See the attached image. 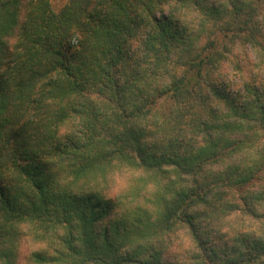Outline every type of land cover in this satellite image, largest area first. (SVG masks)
<instances>
[{
    "label": "trees",
    "instance_id": "trees-1",
    "mask_svg": "<svg viewBox=\"0 0 264 264\" xmlns=\"http://www.w3.org/2000/svg\"><path fill=\"white\" fill-rule=\"evenodd\" d=\"M157 11L163 15L145 0H70L59 11L52 0H0V67L5 69L0 72V235L21 247L28 233L53 250L33 252L28 264H138L146 254L152 264H167L164 252L153 247L169 236L168 221L154 226L150 209L136 204L147 186L128 188L135 225L125 219L122 231L109 222L105 202L112 158L150 137L170 138L168 162L157 170L168 182L161 191L176 192L169 212L179 213L181 222L207 217L197 208L201 205L222 210L223 218L239 212L240 222L229 227L233 230L257 224L259 216L247 204L241 211L229 198L237 185L260 178L236 165L221 179L209 167L228 148L242 151L252 138L235 123L222 124L213 129L220 135L206 150L198 145L204 137L211 139L209 129L182 122L203 99L199 85L205 69L219 60L225 63L214 95L238 120L247 119L248 103L234 86L247 77L248 89L259 95L254 77L264 71V48H245L244 29L223 28L194 53L185 32L160 27ZM149 18L159 29L156 35L145 31ZM168 18L180 23L171 13ZM71 27L84 37L76 44L65 34ZM140 35L148 38L134 43ZM237 45L243 50L233 52ZM194 174H203L202 179ZM101 237L97 247L94 241ZM120 246L129 247V253L113 259V249Z\"/></svg>",
    "mask_w": 264,
    "mask_h": 264
},
{
    "label": "clouds",
    "instance_id": "clouds-1",
    "mask_svg": "<svg viewBox=\"0 0 264 264\" xmlns=\"http://www.w3.org/2000/svg\"><path fill=\"white\" fill-rule=\"evenodd\" d=\"M145 2L149 7L155 6L164 10L163 15L160 11L156 12L157 16H161L160 27L185 32L187 37L185 43L191 45L194 53L214 39L212 33L223 28L233 30L242 28L244 29L243 37L249 39V44L245 45V48L256 45L260 46L254 48L256 51L264 48V0H195L194 3L188 0L187 4L177 3V0H145ZM186 11L191 19L185 15ZM170 13L180 21L179 24L168 18ZM145 31L156 35L159 29L151 23L149 18V27ZM65 34L73 44L84 38L75 27L66 30ZM147 38V36L140 35L135 37L133 42L139 44V41ZM242 50L237 45L233 52ZM224 55L228 56L227 53ZM261 56L264 57V52H261ZM229 59H231L230 56ZM223 63L225 61L219 60L205 69L204 79L199 85L203 99H199L184 116L182 126L192 121L202 123L207 127L208 136L211 139L204 137L203 143L198 145L206 150L210 149V145L220 135L213 129L222 124L235 123L244 136L252 138L251 143L242 151L237 152L228 148L216 161L211 162L209 167H212V171L221 179L228 177L229 169L236 165L243 169L245 174L252 173L260 178L259 183L252 180L248 184L237 185L238 191L232 192V197L235 199L229 198L230 202L240 205L241 211L244 209V204H247V210L259 216L257 224L240 231L233 230L224 226L222 210L215 211L201 205H197V208L202 212H207V217L200 220L189 217L188 223L181 222V218H178L179 213L169 212L176 201V192L174 189L167 193L161 191L168 182L161 180L157 166L161 165L162 161L168 162L170 138L165 139L159 136L150 137L146 141L137 140L134 145L128 146L122 152H117L107 169V174L112 179L105 192L114 193L110 196L106 195L105 198L111 213L109 222L114 223L115 228L120 231H122L121 223L125 219L128 220L130 226L135 225L132 206L129 202V189L127 186H122L120 180L116 178L125 173L140 174L139 186H147V190L156 193L152 208L157 210V214L151 215L150 222L155 226L166 219L169 235L176 233L179 229L189 241L184 244L176 240L169 248L170 251L181 253L178 257L179 264H264V71L259 77H254L258 96L248 89L247 85L251 81L247 77L240 82V85L234 86V90L240 92L247 101L249 109L246 113L248 118L238 120L229 106L217 100L213 92L214 89L218 90L221 84L218 77ZM4 71L5 69L0 67V72ZM202 175H195V178L201 180ZM237 178L234 175L229 177L233 181ZM253 184H256L255 188L252 187ZM161 195L164 197L163 204L160 201ZM239 214V212L233 213L237 216ZM245 218L251 219L250 217ZM206 224L210 225L211 230L205 227ZM97 235H100L99 232ZM107 237L109 244H112L113 232L109 231ZM224 241L227 243L224 244ZM102 243V237L94 241L97 247ZM224 248L228 249L226 253L223 251ZM129 251V247L125 246L114 248L113 259L123 257ZM27 255L28 253L20 247L17 241L0 235V264H26L24 257ZM141 261L143 264H152V257L150 254L141 255L138 264Z\"/></svg>",
    "mask_w": 264,
    "mask_h": 264
},
{
    "label": "rangeland",
    "instance_id": "rangeland-1",
    "mask_svg": "<svg viewBox=\"0 0 264 264\" xmlns=\"http://www.w3.org/2000/svg\"><path fill=\"white\" fill-rule=\"evenodd\" d=\"M70 0H52V4L53 7L56 11H59L63 8V6ZM25 15V9L22 11V17ZM15 41V37H13L10 40V43H13ZM137 177H139L138 173H125L123 176L121 177H117L116 179H119L121 182L122 186H127L132 187L135 184H137ZM112 177L109 176V180H111ZM114 193L112 192H105V196H110ZM142 195H144L143 199L139 198L137 199V206L138 207H143L146 209H150V214L154 215L157 214V210L152 208L153 205V200H154V192L152 190H147V188H145L142 191ZM224 221V226L225 227H230L232 225H236L240 222V217H238L237 215H233V216H228L226 218H223ZM244 225L246 227H249L248 222L244 223ZM176 240L181 241L182 243L186 244L188 243V239L184 236V234L178 230V232L173 233L172 235H169L167 237H163L158 239L155 242V246L153 248H156L158 250H162V252H164L165 257H163V260L165 261V263L167 264H179V255H181V253L175 252V251H170L169 248L171 245H173L175 243ZM32 240L31 236L26 233V235L24 236V238L21 241V248L28 253L29 256H31V254L33 252H47L49 254L53 253V250L51 248H48L44 245H38L37 243ZM152 250V249H151ZM163 254V256H164ZM27 255V256H28ZM24 258L26 264H28V260L26 259V257ZM169 262V263H168Z\"/></svg>",
    "mask_w": 264,
    "mask_h": 264
}]
</instances>
